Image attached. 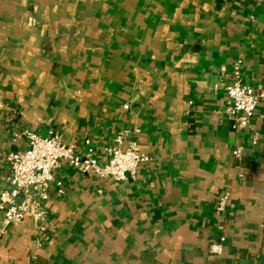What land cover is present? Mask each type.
I'll list each match as a JSON object with an SVG mask.
<instances>
[{
  "label": "crops",
  "instance_id": "1",
  "mask_svg": "<svg viewBox=\"0 0 264 264\" xmlns=\"http://www.w3.org/2000/svg\"><path fill=\"white\" fill-rule=\"evenodd\" d=\"M237 62L264 94V0H0V191L25 131L101 162L127 131L150 157L123 181L61 161L0 219V264H264V97L238 129Z\"/></svg>",
  "mask_w": 264,
  "mask_h": 264
},
{
  "label": "built area",
  "instance_id": "2",
  "mask_svg": "<svg viewBox=\"0 0 264 264\" xmlns=\"http://www.w3.org/2000/svg\"><path fill=\"white\" fill-rule=\"evenodd\" d=\"M234 76L224 87L228 94L227 111L236 117L237 128L243 130L249 127L264 94L243 81L241 62L235 64ZM124 107L129 106L126 104ZM126 133L116 136L114 146L104 148L107 160L101 162L92 146L82 154L76 151L73 144L64 143L54 132L43 136L34 131H25L23 136L27 140V147L13 150L6 156L10 172L6 178V188L0 191V219L7 224L23 222L40 202L48 198L47 189L53 179L52 171L61 161L68 162L81 173L101 179L123 181L129 174H136L140 166L150 161V157L135 141L122 147ZM87 143L90 142L87 140ZM241 151V146L233 151L238 159ZM228 200V193L218 197V213L224 212ZM3 231V227H0V234ZM222 248L221 243H213L211 251L221 253Z\"/></svg>",
  "mask_w": 264,
  "mask_h": 264
}]
</instances>
